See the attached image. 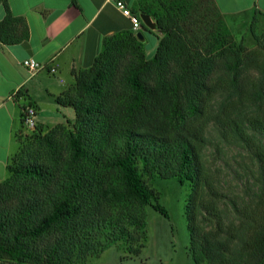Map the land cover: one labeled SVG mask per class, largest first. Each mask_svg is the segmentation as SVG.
Listing matches in <instances>:
<instances>
[{"label": "trees", "instance_id": "obj_1", "mask_svg": "<svg viewBox=\"0 0 264 264\" xmlns=\"http://www.w3.org/2000/svg\"><path fill=\"white\" fill-rule=\"evenodd\" d=\"M205 1L218 16L210 29L197 12ZM197 2L139 0L132 12L156 23L151 31L141 19L155 54L141 31L104 38L92 66L54 99L74 120L28 129L24 111L38 108H22L26 131L0 183V264H86L120 243L139 255L147 207L170 218L156 179L189 184L196 264H264V32L255 20L249 48L214 0ZM0 3V46L28 41L26 19Z\"/></svg>", "mask_w": 264, "mask_h": 264}, {"label": "crops", "instance_id": "obj_2", "mask_svg": "<svg viewBox=\"0 0 264 264\" xmlns=\"http://www.w3.org/2000/svg\"><path fill=\"white\" fill-rule=\"evenodd\" d=\"M116 1L8 0L14 15L26 19L31 35L21 44L0 46V183L7 179V165L19 148L22 108L32 102L38 115L41 111L37 99L38 94L41 101V89L36 83H43L42 92L54 100L74 85L69 83L75 80V71L92 66L104 38L132 30ZM123 1L134 10L139 0ZM5 15L0 3V22ZM28 59H35L43 69L32 76L23 67ZM52 68L58 81L48 73ZM20 89L25 96L17 97Z\"/></svg>", "mask_w": 264, "mask_h": 264}, {"label": "rangeland", "instance_id": "obj_3", "mask_svg": "<svg viewBox=\"0 0 264 264\" xmlns=\"http://www.w3.org/2000/svg\"><path fill=\"white\" fill-rule=\"evenodd\" d=\"M197 1L200 6L202 0ZM216 2L224 17L225 25L235 41H243L249 48L254 47V40L250 31L254 21L258 20L256 33L264 32V0H216ZM204 6V8L199 7L197 11L198 13L201 11L200 13L203 15L200 18L202 21L200 27L210 29L218 18L217 11L209 2L205 1ZM143 34L146 38V50L148 55L152 57L155 54L158 39L148 32L143 31ZM50 70L48 69V73L52 75L53 79L57 77L56 81H58L59 76L55 74L57 70L55 73H51ZM74 83L75 80H71L69 85ZM36 85L39 86V90L41 89L39 91L41 101H39L37 94L38 104L41 106L37 118L39 122L45 124L46 130L66 122L67 119H75L73 108L61 107L55 100L44 95L42 92L43 83L38 82ZM22 130L26 131L23 126ZM211 151H215L213 147L209 151L210 158H220L215 154L211 155ZM230 155H235V153L223 156L230 158L231 166L229 169H234L236 166L235 159L231 158ZM217 164L222 165V161L218 159ZM152 185L161 193L160 202L168 210L170 218H165L151 206L147 207V240L141 253L139 255L130 254L127 247L120 243L109 248L101 257L90 259L86 264H196L190 251V232L185 208L190 190L189 184L182 185L176 179H156Z\"/></svg>", "mask_w": 264, "mask_h": 264}, {"label": "built area", "instance_id": "obj_4", "mask_svg": "<svg viewBox=\"0 0 264 264\" xmlns=\"http://www.w3.org/2000/svg\"><path fill=\"white\" fill-rule=\"evenodd\" d=\"M116 6L120 9L125 17H127L132 25L133 32L142 30V22L139 16L135 15L123 0L116 1ZM23 67L32 75L43 69V66L35 59H28L23 62ZM51 73H55L56 69L52 68ZM38 112L33 106H28L24 111V125L28 129H34L38 123Z\"/></svg>", "mask_w": 264, "mask_h": 264}, {"label": "water", "instance_id": "obj_5", "mask_svg": "<svg viewBox=\"0 0 264 264\" xmlns=\"http://www.w3.org/2000/svg\"><path fill=\"white\" fill-rule=\"evenodd\" d=\"M141 19H142V21H143V23H144L146 28H148L151 31H155L156 30V23L154 22V20L150 16L142 14L141 15ZM137 37H138V39L141 42H145L146 41V38H145V36L143 34V31L137 33Z\"/></svg>", "mask_w": 264, "mask_h": 264}]
</instances>
